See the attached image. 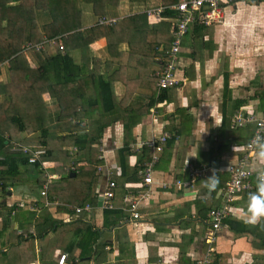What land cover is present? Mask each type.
<instances>
[{
    "label": "crops",
    "instance_id": "crops-1",
    "mask_svg": "<svg viewBox=\"0 0 264 264\" xmlns=\"http://www.w3.org/2000/svg\"><path fill=\"white\" fill-rule=\"evenodd\" d=\"M169 6L163 5L161 0H152L146 11L160 12ZM219 6V20L189 26L176 55L174 72L178 80L185 82L166 90L148 113L138 110L136 116L133 108L139 107V102L135 100L126 106L130 114H123V110L117 108L101 116L100 111H92L87 104L82 123L92 124L91 130L100 123L115 121L105 127L98 144L96 158L101 163L95 167L99 176L97 184L82 185L83 190L77 185L66 202L53 197L50 200L46 195L50 202L46 208L59 225L40 239L34 236L32 227L38 212L28 233L21 228L25 223L30 225L28 220L15 221L18 211L14 210L12 215L11 210L6 231L1 227L0 216V230H3L0 231V264H56L60 254L67 256L65 264H195L205 258L206 252L211 253L210 264H264V218L255 224L244 221L247 193L235 198L211 249L204 242L210 231L208 212L222 203L217 193L228 179L226 167L237 164L254 131L253 125L231 128V120L239 111L256 116L264 112V0H232L220 2ZM207 9L208 6L203 5L201 11ZM128 11L141 13L144 7L129 9L123 3L119 8H108L104 17L117 20L129 15ZM146 16L148 26L156 22V14ZM95 21L91 7L84 6L82 26ZM144 39L145 32L133 33L134 43H143ZM127 48L128 44L120 41L118 50L125 52ZM70 56L74 64H80L79 51L71 52ZM86 56L89 59L109 57L105 40L90 45ZM0 69L3 81L7 76L4 68ZM113 91L118 104L125 95V88L115 82ZM89 95L93 97L94 92ZM43 102L49 109L47 119L53 124L58 116L55 103L47 94ZM122 118L132 122L129 132L124 131ZM164 131L177 138L163 147L152 168V182L144 186L139 173L150 160L151 151L133 150L131 146ZM125 141L130 144L128 153L121 152ZM70 154H76L70 164L73 168L89 166L79 151ZM250 163L253 168L258 167L255 154ZM47 164L46 174L56 176L51 180L44 176L47 183L64 178V174L54 172L58 164ZM188 166L204 167L205 171L191 182L183 172ZM213 173L218 185L215 191L208 193L205 185ZM108 180L116 184L112 211L100 210L96 200V194L104 190ZM176 180L182 183L179 189ZM85 188L90 190L87 194L93 192L95 196L94 203L90 204L92 210L75 214L73 208L81 207L77 203ZM40 191L33 188L32 179L17 182L6 195V205L8 208L13 203L27 206L35 198L43 202ZM130 195L138 199L137 220L123 211L125 199ZM19 232L34 238L28 236L25 243L17 240L9 251L13 233L21 239ZM7 253L10 256L5 258Z\"/></svg>",
    "mask_w": 264,
    "mask_h": 264
},
{
    "label": "trees",
    "instance_id": "trees-1",
    "mask_svg": "<svg viewBox=\"0 0 264 264\" xmlns=\"http://www.w3.org/2000/svg\"><path fill=\"white\" fill-rule=\"evenodd\" d=\"M150 1L0 0V65L5 64L0 68H4L7 76L0 80V198H6L8 188L17 182L30 179L33 180V188L42 190L45 185L48 199L53 197L60 202L72 197L71 192L77 190V185L83 190L82 185L97 184L99 176L95 167L101 163L96 158L98 144L105 127L115 121L100 123L91 130L92 124L82 123L87 104L92 111H100L101 116L115 112L117 108L122 109L123 114H130L126 106L135 100L139 107L133 108V112L138 116V110L148 113L154 103L167 93L157 89L156 78L152 74L160 68L157 60L160 61L161 51L168 50L173 43L171 30L178 13L169 6L155 17V23L148 26L146 10ZM178 1L161 0L166 6ZM123 3L129 9L142 6L144 11H128L129 15L109 25L97 23L108 8H119ZM86 5L91 7L96 21L83 27L82 8ZM137 31L145 32L143 43L133 42V33ZM100 39L105 40L109 57L89 59L86 54L90 45ZM120 41L128 44L125 52L118 50ZM38 44H42V49L33 47ZM25 46L31 48L26 50ZM73 51L81 54L78 65L70 56ZM115 82L122 83L125 88V95L118 104L113 91ZM91 91L94 92L93 97L89 95ZM45 94L54 101L58 110L53 124L47 119L49 109L43 102ZM122 119L124 131L129 132L132 122ZM129 145L125 141L121 152L128 153ZM12 147L26 148L28 152H13ZM76 150L82 153L89 166L73 168L70 165L76 158V154L72 156L70 153ZM39 151H44V155L31 162L32 155ZM43 163L58 164L54 172L64 174V178L47 183L44 177L46 170L41 166ZM87 191L90 190L85 188L84 194L79 196L78 206L94 203V193L87 194ZM18 205L13 203L8 208L5 203L0 204L3 230L10 226L8 217L11 210H16L15 221L22 218L30 223L21 227L26 233L36 213L29 211V207L40 208L32 226L36 238L46 236L59 225L38 198L27 206ZM22 209L28 212L22 213ZM28 236L20 237L21 241L13 233L9 251L17 240L25 243ZM4 256L8 258L10 253Z\"/></svg>",
    "mask_w": 264,
    "mask_h": 264
},
{
    "label": "built area",
    "instance_id": "built-area-1",
    "mask_svg": "<svg viewBox=\"0 0 264 264\" xmlns=\"http://www.w3.org/2000/svg\"><path fill=\"white\" fill-rule=\"evenodd\" d=\"M232 0H179L176 4L170 6L171 9L178 13L177 20L174 22V29L171 30V36L173 38V43L168 50L161 51L162 56L159 59L160 68L156 70L153 74V77L156 78V87L158 90H168L169 88L177 87L180 83H184L185 80H178L175 77V60L176 55L179 50L180 43L184 34L187 32L188 27L193 24H199L203 22L205 24H210L216 20L220 14V2L230 3ZM207 5L208 11H201L202 6ZM147 15H158L160 12L155 10L146 12ZM115 19L109 18H99L97 23L100 25H109L114 23ZM53 44V42H49ZM36 50L42 49V44L33 46ZM28 50L29 46L23 47ZM59 50H62V47L59 46ZM5 64L0 65L4 66ZM247 125H253L254 131L248 140L247 144L243 147V155L238 160L236 165H229L226 167V172L228 174V179L224 184V188L220 190L217 194L219 199H221V205L218 208L211 209L208 212L210 220V231L206 235L204 242L207 248H210V245L216 240L217 232L223 227V221L230 215L231 206L235 198L240 193H251L254 192L256 187V177L254 173L249 172V165L255 154V146L252 143L254 138L258 135L264 136V112L259 115L249 114L247 112H237L230 123L231 128H243ZM175 140L177 138L175 135L164 131L158 136L152 137L149 140H142L138 143L131 146V149L139 150L140 148H146L151 151V157L148 161L145 168L139 173L142 177V184L144 186L150 185L152 182L151 174L153 166L159 160V154L162 152L163 147L166 145L167 141ZM130 149V150H131ZM13 152H28V149L21 147H12ZM102 151V148L99 146V154ZM40 155H44V151L36 152L31 157V162L36 160ZM100 157V155H99ZM42 168L44 170L48 169V164L43 163ZM73 167V166H72ZM205 168H196L195 166H188L183 172L187 175L189 180L192 182L196 178L202 176ZM45 176L51 180L56 179L55 175ZM177 188H181L182 183L179 180L175 181ZM141 186V184H138ZM47 187L44 185L40 191V197L43 198V205L45 207L50 205V202L46 197ZM116 184L108 180L106 181L104 190L100 194H96L97 207L100 210L111 211L114 210L113 199L115 197ZM123 211L127 214H130L132 219H138L139 215L137 213L138 199L134 196H129L125 199ZM21 206L22 205H18ZM30 211H38L39 207H29ZM75 214L88 213L92 210L90 204H86L81 207L73 208ZM14 211L12 212V215ZM19 236L25 238L27 235L19 232ZM211 249V248H210ZM208 251V250H207ZM210 255L211 253L206 252V257L197 261L195 264H210ZM67 256L65 254H60L57 258L56 264H65ZM49 264V263H44Z\"/></svg>",
    "mask_w": 264,
    "mask_h": 264
},
{
    "label": "clouds",
    "instance_id": "clouds-1",
    "mask_svg": "<svg viewBox=\"0 0 264 264\" xmlns=\"http://www.w3.org/2000/svg\"><path fill=\"white\" fill-rule=\"evenodd\" d=\"M255 146V160L258 167L253 168L249 165V172L254 173L256 177L255 191L249 193L247 198L246 208L244 210V221L246 223H257L261 218H264V136L258 135L252 142ZM218 185V178L213 173L207 178L205 187L208 193L216 190ZM206 257V256H205ZM210 260L212 258L210 255ZM210 262V263H211Z\"/></svg>",
    "mask_w": 264,
    "mask_h": 264
},
{
    "label": "rangeland",
    "instance_id": "rangeland-1",
    "mask_svg": "<svg viewBox=\"0 0 264 264\" xmlns=\"http://www.w3.org/2000/svg\"><path fill=\"white\" fill-rule=\"evenodd\" d=\"M221 18V12H220V14H219V16L216 18V20L215 21H217V20H219ZM28 61H29V58H28ZM31 65H32V63H30ZM3 78V77H2ZM2 80V79H1ZM4 80V79H3ZM8 192L10 193V188H8ZM14 193H17L16 191L14 192ZM6 202H7V199H5V198H3V197H1L0 198V204H2V203H5V205H6ZM13 240V239H12ZM5 257V256H4Z\"/></svg>",
    "mask_w": 264,
    "mask_h": 264
}]
</instances>
